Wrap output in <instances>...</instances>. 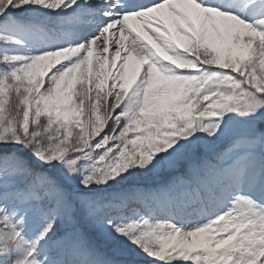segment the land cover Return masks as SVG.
Returning a JSON list of instances; mask_svg holds the SVG:
<instances>
[{
	"label": "snow or ice",
	"instance_id": "snow-or-ice-1",
	"mask_svg": "<svg viewBox=\"0 0 264 264\" xmlns=\"http://www.w3.org/2000/svg\"><path fill=\"white\" fill-rule=\"evenodd\" d=\"M0 264H264V0H0Z\"/></svg>",
	"mask_w": 264,
	"mask_h": 264
}]
</instances>
